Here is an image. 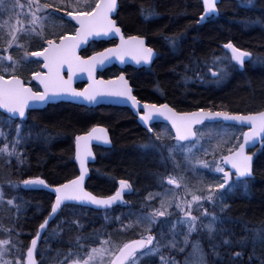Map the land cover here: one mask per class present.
I'll return each mask as SVG.
<instances>
[{
    "label": "trees",
    "instance_id": "16d2710c",
    "mask_svg": "<svg viewBox=\"0 0 264 264\" xmlns=\"http://www.w3.org/2000/svg\"><path fill=\"white\" fill-rule=\"evenodd\" d=\"M77 3L76 0H63L60 4H71L72 7L58 10V18L69 22L63 14L74 9ZM55 8L57 9L56 6ZM218 10L217 18L197 26L195 22L202 12L200 0H119L116 19L123 32L146 37L147 43L159 53L150 72H135L129 68L125 71L140 99L158 101L159 97L151 90L154 84H157L169 103L179 110L205 107L245 113L264 110V69L247 66L243 71L235 72L219 89L186 86L178 81L184 78V75L187 76L181 72L182 65L200 64L204 62V58L217 52L221 45L229 42L258 56L264 55V30L259 24L261 22L264 25V0H254L245 6L236 0H221ZM69 23L73 28L72 23ZM254 23L259 25L249 26ZM70 27L63 33L70 32ZM169 38H175V41L170 42ZM23 42L24 39H21V44H24ZM31 42L28 51L35 50L40 43L38 39ZM16 52L19 51H14L15 56ZM109 72L114 74L116 68L108 69L104 76ZM22 123L26 130L41 132L48 138L45 141L27 142L21 147L20 157L24 162L18 180L22 177L40 176L50 185H55L76 176L77 168L72 161L73 140L93 125L101 124L109 131L112 147L105 149L104 154L96 151V174H90L86 188L96 195L103 196L113 190L114 178H129L140 190L152 184L153 160L134 147L135 142L140 140L145 132L134 121L126 107L100 105L87 108L59 102L48 104L43 109L31 110L26 121ZM10 168L5 170V175L9 173ZM245 180L246 187L242 186L224 199V205L227 204L228 209L221 215L230 220L226 224L216 225V229H230L232 235L221 234L218 230L215 234L203 235L204 241L200 248L206 256L204 263L207 258V264H247L251 245L245 248L236 247L234 244L223 246L221 241L229 238L240 240L251 236L254 230L264 228V145L261 150L255 152L252 178ZM18 194V199L24 204L18 219H13L12 210L2 204L9 210V214L1 211L0 222L4 229L11 227L12 239L17 236L20 243L27 245L47 215L53 196L45 190L24 191L20 188ZM122 214L123 216H120L116 211L96 212L75 205L64 206L48 226L50 229L56 225L55 237H46L47 229L39 244V263L40 249H46L49 255L54 251L62 255L73 252L83 255L89 254L93 248L106 245L109 241L119 244L140 237L141 229L132 223L128 213ZM118 217L123 218L119 220ZM130 224L133 227H128ZM160 231L161 236L157 237L155 244L162 242L168 235L165 230ZM213 244L217 245L216 249H213ZM173 251L179 252L178 264H191L189 258H182L190 253V249L170 250V261L174 257ZM237 251L243 252L242 257L239 260H230L229 257L234 256ZM183 252L185 256H182ZM136 259L134 264H166L169 261L153 255ZM253 264L259 262L254 261Z\"/></svg>",
    "mask_w": 264,
    "mask_h": 264
},
{
    "label": "snow or ice",
    "instance_id": "6c2138e0",
    "mask_svg": "<svg viewBox=\"0 0 264 264\" xmlns=\"http://www.w3.org/2000/svg\"><path fill=\"white\" fill-rule=\"evenodd\" d=\"M251 3V0H248ZM18 7L23 8L24 5L17 0ZM205 11H214L215 8L211 4V0H204ZM5 5V0H0V8ZM28 16L30 19L27 23H22L16 20L11 26L4 23L7 28L6 33L0 34V109L7 114H18L23 118L26 116V109L29 108L30 102L45 103L46 101L56 98L67 97H81L89 103L97 101L98 97H114L121 100H127L131 103L134 109H139L140 101L132 94V89L124 74L116 76L114 79L104 80L96 79L95 73L98 66H102L106 61L112 57L123 62L124 58L130 57L137 64L143 62L148 64L153 59L155 53L152 47L146 46L145 39L140 36H131L127 40L121 35V28L117 26V21L111 18L113 12L118 8L117 0H96L95 6L91 4L81 5L77 3L74 10L66 12V18L75 21L78 27L75 29V34L64 33L57 38H47L46 24L57 13L51 11L52 4H41L39 0H28ZM57 10L62 8H71V4H57ZM82 7H89V11L81 10ZM205 17H201L198 23L202 22ZM115 33L120 37V43L115 47H109L103 51L96 52L91 56L82 57L78 54V49L89 37L93 36H108L109 33ZM183 37H181L182 39ZM25 39L27 41L39 40L38 50L28 51V44L18 43L19 40ZM170 42H174L175 38H169ZM23 49V55H13V49ZM225 49L231 50V60L235 61L241 67L244 65L245 57L249 53L241 51L235 47L231 42L224 45ZM33 58L35 61L42 60L41 68L43 71H33L32 79L37 81L42 90L34 91L32 87L28 86L19 75H17V68L20 64ZM67 70V78L62 74L63 70ZM79 73H86L88 77V85L83 90H77L73 87V79ZM226 73H220L224 76ZM216 76V73H213ZM216 82H219L217 80ZM143 112L139 115V120L142 125L147 127L149 133V143L144 145L145 149L157 151L163 154L165 145L157 144L161 140V136L157 135L155 140L151 139L152 127L151 121L154 118H161L162 121L170 125L166 131L169 133L171 139L175 141V148L182 150L190 155V162L195 168L196 165L204 169H211L214 175H220L221 180L215 182L214 186L210 185L208 188V195L192 194L191 200H180L178 198H163L160 200V207L154 208L150 213H146L138 217L136 225L143 227L145 231H152L153 226L157 224V218H169L174 215L173 204L178 210L180 216L176 220H169L173 230L180 226L186 228L187 233H193L198 228V221L208 219L210 222L205 225L210 234H215L218 230L221 234L232 235L230 229L219 228L214 226L223 225L230 220L222 215L212 214L205 209L200 215H194L192 212L193 204H198L201 201L214 202L217 199L223 201L227 196L234 191L240 184L247 186L246 180H235L237 178H248L253 176V162L254 156L246 152V145L256 138L264 139V111L256 113H249L242 115L239 113H232L229 111H211L199 108L192 112H176L167 104H153L143 103ZM7 117H5V120ZM223 121L234 122L238 125H248L247 131L242 132V142L237 137L236 143L228 148V154L216 158L215 152L217 150L223 151V146L232 143V134L228 133L227 140H220L213 149V159L211 161L191 157L192 148L186 147L191 144L193 148L200 142L201 134L197 126L203 125L205 122ZM174 133V136L171 134ZM92 140L101 141L104 144L109 143L108 134L103 127H93L85 135L75 136V160L79 163V174L74 179L67 180L64 183L50 185L44 179L28 178L20 181L24 187L42 186L54 193V202L51 204V212L49 216L56 213L65 201H76L82 205H95L98 208L107 210L116 201L122 200V193L125 190H131L132 185L127 180L119 181V188L114 195L107 197H98L87 191L84 184L88 173L86 167V158L93 155L90 142ZM171 152L172 149H169ZM0 152L9 155L16 154L17 160L23 164V159L18 153H15V148L9 151L8 144H4L0 148ZM205 151V155H207ZM166 163V158L164 159ZM214 165V169L213 166ZM227 169V170H226ZM183 177H175L169 175L167 177L168 185H175L177 188L181 187ZM11 183V182H10ZM18 184H13V187H18ZM160 186H163V179H161ZM203 191V190H201ZM159 195V194H157ZM3 198V193L0 192V199ZM154 197L150 194L148 200L152 201ZM9 205L13 204V200H8ZM228 209L225 204L221 212ZM67 223V221H65ZM49 224L46 218L39 224L35 237L29 244L25 245L19 241L0 240V264H38L36 260V252L38 245V238L41 237L42 231ZM133 227V225H128ZM175 235V232L173 233ZM11 235V232H9ZM154 236L149 234L141 239L131 240L123 244L113 254L114 259L112 264H134L130 259L136 257L143 252L144 255H149L157 251L156 248L150 247L154 243ZM187 239V237H186ZM223 246L235 245L236 247L245 248L251 245V251L248 256L247 264H253L258 261L259 264H264V228L254 230L251 236H246L240 240L224 239L221 241ZM19 244V251H17V259L4 260L3 257L11 255ZM175 246V244L173 245ZM26 247V253L23 249ZM213 249L217 245H212ZM103 251L102 249L93 248L87 258L83 260V264H90L95 254ZM220 255L219 253H216ZM69 254V259H71ZM243 255L242 251H237L234 256L229 259L239 260ZM163 259V257H162ZM42 264V261L40 262ZM71 264H81L79 260H71ZM166 264H173L172 261H167ZM199 264H203L202 260Z\"/></svg>",
    "mask_w": 264,
    "mask_h": 264
},
{
    "label": "rangeland",
    "instance_id": "374dc122",
    "mask_svg": "<svg viewBox=\"0 0 264 264\" xmlns=\"http://www.w3.org/2000/svg\"><path fill=\"white\" fill-rule=\"evenodd\" d=\"M66 2H69V0H65ZM81 5L85 4H91V6H94L96 3V0H76ZM254 0H251V3ZM41 4L50 3L52 4L51 11L56 12L57 14L54 15L46 24V35H53L49 36L47 38H53L57 36L59 33H63V31L67 30L70 27V23L64 20L59 19L58 17V10L55 8L57 4L63 3V0H39ZM20 3L24 5L23 8L18 7L17 0H5V5L3 8H0V34L6 33L7 28L4 26V23L11 26L15 23L16 20H20L22 23H27V20L30 19L28 14V0H20ZM250 3L246 2V5H249ZM75 8V7H74ZM74 10V9H71ZM81 10L89 11V7H82ZM72 29V27H70ZM55 35V36H54ZM61 35V34H59ZM18 43H21V40L18 41ZM24 44H28L29 46L32 44V42L27 41L24 39ZM38 46V45H37ZM36 46V47H37ZM35 47V48H36ZM33 49V48H31ZM18 50L19 52H16L19 55H23V49H16L14 47L13 49V55L14 51ZM32 51V50H31ZM30 52V51H29ZM2 54V52H0ZM15 56V55H14ZM228 55L226 54V57ZM261 57V56H260ZM258 57H256L257 59ZM263 60V57L260 58ZM217 66L215 67L218 71H222V61L220 59H217ZM28 63H21L20 66L17 68V73L25 72L29 68ZM218 73V72H217ZM199 133L201 134V139L198 144L195 145V148L191 144L186 145L188 148H192L191 157L193 158H200L205 159L208 161H211L213 159V149L217 145V143L224 139H228V133L232 134V143H229L227 145L223 146V151L217 150L215 152L216 158H219L220 156L226 154L228 152V148L232 147L235 143V139L238 137V129L237 127L229 124H225L222 122H216V123H204L203 125L197 126ZM241 129L239 132L241 133ZM46 138H48L47 135H44L43 133H33L31 131L26 130V127H24V124L22 122H19L17 124L5 120V118H2L0 116V148L4 146V144H8L9 151H12L13 148H15V153H18L19 156L22 154V146L25 145L27 142H33V141H45ZM172 142V140H171ZM157 144H161L160 141H157ZM169 149H172L170 152ZM169 149L166 151L163 150V154H160V158H158V161L160 164L156 163V155L149 156L156 166L155 172L158 174L160 172H164L168 170L171 173V176L175 177H183L184 179L181 181V187L177 188L175 185H168L167 184V177L169 175L166 174V176L163 177V186H160L161 179H157L155 182L156 186L160 189L157 192H154L152 196L154 197V204H152V201H149L148 198L145 199V203H149L148 206L152 208H159L160 207V200L163 198H178L180 200H191L192 194L196 195H208V188L210 185L214 186L215 182L222 179L220 175H214L212 173L211 169H204L199 165H196L195 168L193 167L192 163L190 162V155L182 150H177L175 148V142H172V145L169 146ZM205 151H207V155H205ZM166 158V163L164 162V159ZM11 164V168H10ZM214 169V165L212 166ZM10 168V171L8 174L5 175V170ZM22 164L17 160L16 154L9 155L4 152H0V192L3 193V198L0 199V212L5 211L7 215L9 214V210L3 207L5 205L10 210H12V213L14 215L13 219H18L20 210H23L24 204L21 200H19V194H18V187H13V184H18V176L19 173H21ZM5 175V177H4ZM203 191H196L200 190L201 184L203 182ZM166 180V181H165ZM11 182V183H10ZM154 185V183H153ZM244 186V184H240L237 188L234 189L236 191L237 189ZM233 191V192H234ZM232 192V193H233ZM159 194V195H157ZM164 194V195H163ZM157 197V198H156ZM8 200H13V204L9 205L7 203ZM3 204V205H2ZM224 208V200L221 201L217 199L214 202H208V201H201L198 204H193L192 212L194 215L200 216L205 209L209 213L212 214H218L221 215V209ZM173 211L177 212L178 210L175 209V206L173 204ZM146 214V213H145ZM144 215L142 213H139L136 218L139 216ZM180 216V215H179ZM177 215L176 218H174V215L169 218L160 217L157 218V222L166 223L163 227H166L164 232L166 233V237L163 238L162 242L156 243L157 237L161 236L160 232L162 231H143L140 230L141 236L137 237L142 238V235L146 237L147 235H155L154 243L150 247H154L157 249L156 252L151 253L149 255L156 256L157 258L167 259L170 261L171 255L170 250L178 249L179 251L185 250L186 248L190 249V253L187 255V257L183 258H189V261L191 264H199V262L202 260L203 264H207V258L206 263H204V258L206 257L204 255L203 250L200 248L202 245V242L204 241L203 235L208 234V229L204 227L210 222V217L208 219H203L198 221V228L193 233H187L186 228H181L180 226H177L175 230L172 229L171 224L169 223V220H176L179 218ZM7 217V216H6ZM132 215L130 216V218ZM13 220V221H15ZM138 227V226H136ZM154 227V226H153ZM216 228V226H214ZM8 230V231H7ZM11 227L8 229H4L1 227L0 222V240H13L18 241L17 236L16 238L12 239L11 235H9L8 232H10ZM57 232L56 225L52 228L48 229L46 233V237L53 238L55 237V233ZM175 232V235L173 234ZM119 236L121 237L122 234L120 233ZM187 237V239H186ZM109 238V237H107ZM175 238V239H174ZM182 238V240H181ZM130 240H126L125 242L117 243L116 241H109V243H105L106 245L98 246L96 249H102L98 254H95L93 259L90 261V264H111V261L114 257V253L117 251L119 247H121L123 244L128 242ZM111 242V243H110ZM175 244V246H173ZM191 246V248H190ZM47 247V246H45ZM17 251H19V248H16L15 251H12L11 255H6L3 257L4 260H15L17 259ZM163 252V253H160ZM91 253V252H90ZM173 264H178V258H176L179 255V252L173 251ZM39 254L41 256L40 262L42 261V264H71V260H79L81 264H83V260L87 258L88 253H84L83 255L77 254V253H70L71 259H69V255H62L58 251H54L49 255V253L46 251V249H40ZM185 253H182V256ZM85 255V256H84ZM146 255L141 252L140 255L136 257L130 258L133 262L137 260L136 258L145 257ZM205 256V257H204ZM40 264V263H39Z\"/></svg>",
    "mask_w": 264,
    "mask_h": 264
},
{
    "label": "flooded vegetation",
    "instance_id": "af4514ba",
    "mask_svg": "<svg viewBox=\"0 0 264 264\" xmlns=\"http://www.w3.org/2000/svg\"><path fill=\"white\" fill-rule=\"evenodd\" d=\"M209 19H212V18H209ZM209 19H207V20H209ZM206 20V21H207ZM1 21V20H0ZM75 29V28H74ZM74 31V30H73ZM123 35L125 36V37H128V36H131V35H133V34H127V33H125V32H123ZM139 36H141V35H139ZM144 37V36H143ZM53 38H56V37H53ZM146 38V37H145ZM57 39H58V37H57ZM146 41H147V39H146ZM102 42V43H101ZM97 43H101V44H98L97 45ZM114 44H116V41L115 40H109V41H98V42H91V43H89L88 45H87V47L86 48H84L81 52H80V55L82 56V57H88V56H90L92 53H95V52H98V51H100V50H103V49H105L106 47H109V46H111V45H114ZM147 45L148 46H150V47H152L151 45H149L148 43H147ZM153 48V47H152ZM35 50H38V47L35 49ZM32 51H34V50H32ZM156 51V56H155V58H154V60L156 59V57H158V55H159V53H158V51L157 50H155ZM223 51L228 55L227 56V58H229L230 60H231V55L229 54V52H227L226 51V49L223 47ZM248 53L250 54L249 56V59H247L245 62H244V65L242 66V67H238V71H243L244 69H245V67H247L248 66V64L249 63H252V62H254V60L256 59V57H255V55L253 54V53H251V52H249L248 51ZM153 60V61H154ZM153 61H152V63H153ZM231 62H232V60H231ZM23 63H28L29 64V68L25 71V72H21V73H17V75H19L20 77H21V79L28 85V86H30V87H32L33 88V90L34 91H36V90H40V88L38 87V85L33 81V79H32V72L33 71H43L42 70V68H41V65H42V61L41 60H39L38 62L37 61H35L33 58H29V59H27V60H25V61H23ZM152 63L150 64V66H148V67H139V68H137V67H133V66H125L124 68H118L117 66H115V65H113V66H111V67H109V68H107V69H105L104 71H102V72H99L98 73V76L99 77H104V78H109V77H115V76H117L119 73H124L125 75H126V77H127V73L125 72V71H127V69L129 68V69H131L132 71H138V70H143V71H147V72H150V70H151V66H152ZM233 63V62H232ZM233 64H235V63H233ZM112 67H115L116 68V72L114 73V74H111V73H113V72H109V73H107L106 74V76H104V73L108 70V69H110V68H112ZM218 72V73H217ZM213 73H216V78L219 80L220 78H222V77H224V76H227V78H228V81L233 77V75H234V72H231V73H229V74H227L226 72V74L224 75V76H220V73H222V71H218L216 68L214 69V71H213ZM224 73V72H223ZM64 76H66V74H64ZM184 76H186V75H184ZM178 81H179V83H181V84H185L186 83V81H184V78H180V79H178ZM151 90L154 92V93H156L157 94V96L159 97V100L158 101H147V100H142V99H140L136 94H135V92H134V88H133V93H134V95L137 97V99L141 102V103H145V102H147V103H153V104H157V105H160V104H167V105H169L170 107H172L173 109H175L176 111H178V112H185V111H193V110H197V109H199V108H194V109H191V110H179V109H177V108H175L172 104H170L169 103V101L166 99V97H165V95H164V93H163V91L160 89V87H158L157 86V84H154V86L151 88ZM93 108H95V107H93ZM43 109V108H42ZM204 109H208V110H217V108H209V107H205ZM37 110V109H36ZM31 110H28L27 111V113H26V117L24 118V119H15V118H11V117H9V116H7L6 114H4V113H2V112H0V116L2 117V118H5V117H7V121H10V122H13V123H15V124H17V123H19V122H25L26 121V119H27V117H28V115H29V112H30ZM131 112V111H130ZM142 112L143 111H141V110H139V114H142ZM131 114H132V116L134 117V121L141 127V128H143V130H144V132H145V134H144V136L141 138L143 141H140V142H138V144L137 145H134V147H135V149L137 150V149H140V151H145V150H147V149H145L143 146L144 145H146V144H148L147 142H148V140H149V133H148V131H147V128H145V127H143L141 124H140V122H139V120H138V117L136 116V115H134L132 112H131ZM151 127H152V135H153V133L154 132H162L163 134H167L168 136H169V133L166 131L168 128H170L167 124H165V123H161V122H153V123H151ZM241 129V128H240ZM242 130V129H241ZM109 132V131H108ZM242 132V131H241ZM151 135V136H152ZM109 136H110V134H109ZM171 136H172V134H171ZM111 139V138H110ZM170 136H169V144H170ZM138 141V140H137ZM175 142V141H174ZM112 147V142H111V145H110V147H108V148H104V147H101V146H99V145H93L92 146V149H93V153H94V155H95V161H96V157H97V154H96V151L97 152H102L103 154H104V152H105V149H110ZM255 151V150H254ZM95 161L93 162V163H91V164H89V169H90V174L92 173V172H94L95 174H96V170H95V168H94V163H95ZM151 168H152V170H154V168H156V166L154 165V162H152L151 163ZM98 173V172H97ZM161 174L162 175H160V177L159 178H162L163 179V177L164 176H166V174L167 175H171V173L168 171V170H166V171H164V172H161ZM90 176V175H89ZM36 177H40V176H36ZM40 178H42V177H40ZM42 179H44V178H42ZM127 180L131 185H132V189H131V191H129V190H127V191H125V193H124V195H123V197H124V202L123 203H121V204H118V205H116V206H114V207H111V208H108L107 210H105V209H101V210H96V209H91V208H87V209H89V210H93V211H96V212H112V211H116V212H118L119 213V215L120 216H123V212H125V213H128L129 214V216H131L132 215V223L134 224V225H136V221H137V219L138 218H136V216H138V214L139 213H142V214H145V213H150L151 211H152V208L150 207V206H148V204L149 203H145V199H147L148 198V196L151 194H153L154 192H157L160 188L159 187H157L156 185H153V184H151V186H149L148 188H146V189H144V190H140L139 188H138V186H136L135 185V182L133 181V180H131V179H129V178H114V182H115V185H114V188H113V190L109 193V194H107V195H110V194H112L116 189H117V187H118V185H119V181L120 180ZM233 179H235V180H238V179H236L235 177H233ZM45 180V179H44ZM46 181V180H45ZM166 181V180H165ZM47 182V181H46ZM29 190H35V189H29ZM24 191H26V190H24ZM164 195V194H163ZM157 198V197H156ZM152 204H154V200L152 201ZM173 211V210H172ZM174 212V218H176V216L178 215H180L179 214V212L177 211V212H175V211H173ZM123 218V217H122ZM122 218H119L118 217V219L119 220H122ZM164 225H166V223H164V221H160V222H157V224L156 225H154V227H153V230L152 231H159V230H162V229H165L166 227H163ZM139 229H141V230H143V227H139ZM145 231V230H144ZM143 236V235H142ZM153 236H154V238H155V235L153 234ZM29 243V242H28ZM127 243V242H126ZM123 246V245H122ZM23 251L24 252H26V247L23 249ZM36 257H37V252H36ZM176 258H180V256H177Z\"/></svg>",
    "mask_w": 264,
    "mask_h": 264
},
{
    "label": "water",
    "instance_id": "95a60500",
    "mask_svg": "<svg viewBox=\"0 0 264 264\" xmlns=\"http://www.w3.org/2000/svg\"><path fill=\"white\" fill-rule=\"evenodd\" d=\"M220 1L221 0H211V4L214 6V8H215V10L214 11H208V12H206L205 11V4H204V0H200V3H201V6H202V13H201V15L199 16V20L198 21H200L201 20V17H205V19L202 21V22H200V23H204L206 20H207V18H211L212 16H217L218 14H219V10H218V5H219V3H220ZM117 3H118V8H117V10L115 11V12H113L112 14H110L111 15V18L112 19H114L115 21H117V19H116V15H117V11H118V9H119V0H117ZM65 18H66V14H65ZM66 19H68L69 21H71L70 20V18H66ZM74 25H75V27H78L79 25H77L76 23H75V21H71ZM117 26L118 27H120L119 25H118V21H117ZM121 28V27H120ZM76 29V28H75ZM68 34H72V35H74L75 34V30H74V32L73 33H68ZM121 35H123V31H122V28H121ZM131 36H138V35H131ZM131 36H128V37H131ZM123 37H124V35H123ZM128 37H124L126 40H127V38ZM140 37H142V38H144L145 39V44H146V46H148L147 45V41H146V38L145 37H143V36H140ZM108 40H116V44H114V45H112V46H109V47H115L116 45H118L119 43H120V37L119 36H117L114 32L113 33H109V35L108 36H93V37H89L83 44H81V46H80V48L77 50L78 51V54L80 55V52L91 42V41H108ZM235 46V45H234ZM109 47H107V48H109ZM150 47V46H149ZM236 47V46H235ZM238 48V47H237ZM106 49V48H105ZM240 49V48H239ZM104 50V49H103ZM103 50H100V51H103ZM153 50H154V53H155V55H154V57H153V59L152 60H150L149 61V63L148 64H144L143 62H141L140 64H137L134 60H132L130 57H125L124 58V61L123 62H121V61H119V60H117L115 57H112L109 61H106L105 62V64H103L102 66H98L97 67V70H96V73H95V78L96 79H104V80H109V79H114L115 77H109V78H103V77H99L98 76V73L99 72H102V71H104L106 68H109V67H111V66H113V65H115V66H117L118 68H124L125 66H133V67H137V68H139V67H148V66H150V64L152 63V61L154 60V58H155V56H156V51H155V49L153 48ZM228 50V49H227ZM241 51H244V50H242V49H240ZM100 51H98V52H100ZM229 52H230V54L232 55V53H231V50H228ZM244 52H246V51H244ZM96 53V52H95ZM247 53V52H246ZM94 54V53H93ZM93 54H91V55H93ZM90 55V56H91ZM248 59V56L247 57H245V61ZM42 61V60H41ZM43 62V61H42ZM238 66H240V65H238ZM43 70V69H42ZM63 75L64 74H66V76H65V78H67V70L66 69H64L63 70V73H62ZM120 74H124V73H119L118 75H120ZM117 75V76H118ZM125 75V74H124ZM125 77H126V75H125ZM126 79L128 80V82H129V86H130V88L132 89V94L134 95V93H133V87L130 85V80L126 77ZM38 86H39V84H38V82L37 81H35V80H33ZM77 85H80V87H77ZM87 85H88V77H87V74L86 73H79L76 77H74V79H73V87H75L77 90H83L85 87H87ZM39 88H40V86H39ZM40 90H42L41 88H40ZM59 102H67V103H72V104H76V105H80V106H84V107H87V108H93V107H97V106H100V105H109V106H119V107H126V108H128L134 115H136L137 117H138V120H139V110H141V111H143V108H142V105H143V103H141L140 102V107H139V109H134L132 106H131V103L129 102V101H127V100H121L120 98H114V97H98L97 98V101L96 102H93V103H89V102H87V101H85L83 98H81V97H67V96H62V97H59V98H56L55 100H52V99H50V100H48V101H46L45 103H43V104H41V103H33V102H30V104H29V108L28 109H26V113H27V111L28 110H34V109H42V108H45L48 104H56V103H59ZM170 107V106H169ZM172 108V107H171ZM175 110V109H174ZM205 110H208V109H205ZM176 111V110H175ZM193 111H196V110H193ZM211 111H219V110H211ZM262 111H264V110H262ZM0 112H2V113H4V114H6L7 116H9V117H11V118H15V119H24L25 117H23V118H21V117H19L18 116V114H7L4 110H2V109H0ZM176 112H178V111H176ZM185 112H192V111H185ZM257 112H259V111H257ZM178 113H180V112H178ZM249 113H256V112H248V113H245V114H242V115H247V114H249ZM240 114V113H239ZM139 122L141 123V121L139 120ZM153 122H161V123H165L166 124V122H164V121H162L161 120V118H159V117H157V118H154L153 119V121H151V123H153ZM213 122H223V121H213ZM223 123H226V122H223ZM226 124H234V125H238V124H235L234 122H227ZM141 125H142V123H141ZM143 127H145V128H147L146 126H144V125H142ZM169 127H170V125H168ZM238 126H241V127H245V130L244 131H247V128L249 127L248 125H238ZM93 127H103V128H105L106 129V131H107V134H108V139H109V143L108 144H104L103 142H101V141H96V140H92L91 142H90V147H91V150H92V153H93V149H92V146L93 145H99V146H101V147H104V148H108V147H110V145H111V139H110V136H109V132H108V130H107V128L105 127V126H103V125H101V124H97V125H94V126H92L89 130H87L86 132H84V133H81V134H79V135H85V134H87ZM173 136H174V133H173ZM242 140H243V137H241V142H242ZM264 145V139H261V138H256V139H254L253 141H251V142H249V144L248 145H246V152L248 153V154H250V155H253V153H252V151L254 150V148L255 147H258V148H261L262 146ZM73 149H74V163H75V166H76V168H77V175L79 174V163L75 160V140H74V143H73ZM228 153H226V154H224V155H227ZM95 161V155H94V153H93V155L92 156H90V157H88V158H86V167L88 168V173H87V175H86V178H85V184H84V186H85V188H86V183H87V179H88V177H89V164H91V163H93ZM227 170V169H226ZM76 175V176H77ZM34 178H36V177H33V179ZM40 178V177H39ZM75 177H72L71 179H74ZM248 178H251V177H248ZM242 179H246V178H242ZM68 180H70V179H68ZM67 180H65L64 182H66ZM64 182H62V183H64ZM56 185V184H55ZM55 185H52V186H55ZM21 186L24 188V189H36V190H40V189H42V190H46L47 192H49V193H51L52 194V196H53V200H52V203L54 202V193L53 192H51V191H49L48 189H46V188H44V187H42V186H29V187H24L22 184H21ZM119 188V185H118V187H117V189ZM116 189V190H117ZM86 190L87 191H89V192H91L90 190H88L87 188H86ZM116 190L112 193V194H110V195H114L115 194V192H116ZM125 191H127V190H125ZM129 191H131V190H129ZM92 193V192H91ZM124 193L125 192H123L122 193V200H118V201H116L112 206H110L109 208H111V207H114V206H116V205H118V204H121V203H123L124 202V197H123V195H124ZM93 195H96V194H94V193H92ZM110 195H104V196H99V195H96V196H98V197H107V196H110ZM51 203V204H52ZM65 205H76V206H80V207H86V208H91V209H96V210H101V209H104V208H98L97 206H95V205H91V204H87V205H82L80 202H76V201H65L63 204H62V206H61V208H59L58 210H57V212L56 213H54V214H52V216H49V213L51 212V206H50V208H49V211H48V213H47V215L44 217V219L41 221V223L47 218L48 220H49V224L46 226V228L42 231V235H41V237H39L38 238V245H39V243H40V241H41V239H42V237H43V235H44V233H45V231H46V229L48 228V226L55 220V218L57 217V215L59 214V212L61 211V209L65 206ZM39 226V225H38ZM37 230H38V228H37ZM36 233V232H35ZM35 237V234L33 235V237L30 239V241L33 239ZM30 241H29V243H30ZM38 245H37V247H38ZM35 258H36V256H35ZM114 259V258H113ZM112 259V260H113ZM36 260H37V258H36ZM111 264H112V262H111Z\"/></svg>",
    "mask_w": 264,
    "mask_h": 264
},
{
    "label": "bare ground",
    "instance_id": "6f19581e",
    "mask_svg": "<svg viewBox=\"0 0 264 264\" xmlns=\"http://www.w3.org/2000/svg\"><path fill=\"white\" fill-rule=\"evenodd\" d=\"M236 1H239L242 6H245L246 2H247V0H236ZM200 15L201 14L198 15L197 21L195 22V25H197V26L202 25V24H204L206 22L205 21L204 23H198ZM218 16H219V14L217 16H215V17L212 16L211 18L215 19ZM259 24H260L261 27H263V30H264V25L261 22H259ZM259 24H255L254 23V24H249V26H255V25H259ZM223 47H224V45L223 46L221 45V48H219V50H217V52L215 51L214 54L209 55L206 58H204L202 60L204 62H202L200 64H195V63L189 64V63H187V64L182 65L181 72L187 74V76H184V81H186V83L184 85H186V86L187 85L188 86L193 85V86H196V87H202L204 89H208V88L219 89L220 87L225 85L228 82L227 76H224V77L220 78L219 82H216L218 79L215 76H213V71H214L215 67L218 64L217 59H220L223 62L222 66H224V67H223L222 72H224V73L226 72L227 74H229L231 72H234V73L237 72L238 71V67H241V66H238L235 61H232L233 63H235V64H233L231 62V60L226 57V53L223 51ZM245 51L248 53V50H245ZM254 55H255V57H258V58L255 59L254 62L249 63L248 67L253 68V69H258V70L264 69V55L261 56V57L256 55V54H254ZM249 57L250 56H248V59H249ZM262 57H263V60L260 59ZM217 110H219V111H228V110H222V109H217ZM229 112H231V111H229ZM232 113L245 114V112H232ZM205 123H216V122H205ZM229 125H233V126L237 127V129H238L237 134H238L239 140L241 141L242 132L240 133L239 130L241 128L242 131L244 132L245 128L244 127H240L238 125H234V124H229ZM157 135L161 136L160 143L165 145L163 150L166 151L167 149H169V146L172 145V142H174V139H170V144H169V136L167 134H163L162 132H154L153 135L151 136V139L155 140V137ZM172 136H173V133H172ZM171 140H172V142H171ZM236 140L237 139H235V143H236ZM140 141H143V140L140 139V140L136 141L135 145H137L138 142H140ZM147 143H149V140H148ZM262 147L261 148L255 147L254 148L255 152L257 153V151L261 150ZM137 151H140V149H137ZM140 152L144 153L148 157L156 155L157 159L155 161H156V163L160 164L159 161H158V158H160V154L157 151H153L151 149H147L145 151H140ZM72 161L74 163V149H73V154H72ZM152 171H153V173H152V177H153L152 184L154 183V185H156L155 182L157 181V179H160L159 177L162 174H161V172L159 174H158V172L156 173L155 172V168ZM28 178H32V177H27V178L26 177L25 178L22 177V179H20V181H22L24 179H28ZM203 183H204V179H203V182L201 184L200 190H195V192L196 191L199 192V191L202 190ZM19 188L21 190H29V189H24L21 186L20 183H19ZM40 190H42V189H40ZM185 257H187V256H185Z\"/></svg>",
    "mask_w": 264,
    "mask_h": 264
}]
</instances>
